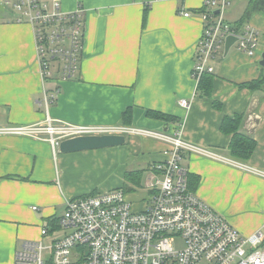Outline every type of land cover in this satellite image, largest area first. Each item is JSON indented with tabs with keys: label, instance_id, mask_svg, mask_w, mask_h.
Masks as SVG:
<instances>
[{
	"label": "crops",
	"instance_id": "obj_1",
	"mask_svg": "<svg viewBox=\"0 0 264 264\" xmlns=\"http://www.w3.org/2000/svg\"><path fill=\"white\" fill-rule=\"evenodd\" d=\"M60 2L65 12L85 10L80 69L67 81L60 80L57 69L51 80L42 79L32 25L11 6L0 5L6 9V13L0 10V128L43 125L50 117L75 125H125L171 134L181 130L186 142L236 160L230 155L233 134L223 125L240 118L238 132L251 137L255 148L247 161H236L261 174L187 152L182 164L195 194L240 234L250 236L263 228L264 82L254 89L246 85L264 81L259 65L264 15L244 19L250 0H230L225 19L240 34L247 27L255 28L260 44L254 56L237 51L235 42L227 55L224 47L200 90L193 68L204 27L200 18L204 0ZM45 92L50 99L55 96L48 106ZM181 100H187L190 108L180 106ZM126 140L114 148L123 162L120 179L114 186L100 188L96 176L106 163V153H62L60 148L54 153L47 141L0 135V264H13L25 241L41 239L42 227L62 236L58 222L67 200L145 188L152 168L166 159L170 146L140 135H128ZM127 154L145 164L140 167L149 173L145 182L140 175L139 186L130 184L126 189L124 176L142 172L127 169Z\"/></svg>",
	"mask_w": 264,
	"mask_h": 264
},
{
	"label": "built area",
	"instance_id": "obj_2",
	"mask_svg": "<svg viewBox=\"0 0 264 264\" xmlns=\"http://www.w3.org/2000/svg\"><path fill=\"white\" fill-rule=\"evenodd\" d=\"M0 5L11 6L32 25L44 81L52 79L55 69L62 81L77 76L84 49V8L65 12L60 0H0ZM230 6V0H204L200 15L204 27L193 68L197 84L212 70V62L229 36L236 38V50L243 54L254 56L258 50L255 28L247 27L240 34L225 19ZM46 93L48 106L55 96L50 99ZM180 106L190 108L187 100H181ZM0 135L47 141L54 153L63 140L88 135H140L170 146L166 159L152 168L150 181L141 189L146 197L130 202L123 189H116L67 200L58 222L64 234L53 235L49 227H42L41 239L25 241L14 264H264V227L243 236L201 200L190 188L183 153L261 173L186 142L181 130L171 134L121 125H75L48 117L43 125L0 128Z\"/></svg>",
	"mask_w": 264,
	"mask_h": 264
},
{
	"label": "trees",
	"instance_id": "obj_3",
	"mask_svg": "<svg viewBox=\"0 0 264 264\" xmlns=\"http://www.w3.org/2000/svg\"><path fill=\"white\" fill-rule=\"evenodd\" d=\"M257 13L264 15V0H250L248 7L245 11V14H244V19H247ZM205 77L207 76L204 75L199 82L198 88H200V90L204 88L203 82L205 80ZM262 82L264 81H257L255 83H251L246 86L250 89L259 88ZM127 115L130 116V110L125 112V115H124L125 119H127ZM149 115L155 116L163 120L171 119L170 116H167L161 113L150 112ZM239 122H240V118H235V120H226L223 125V130L227 133L233 134V139H232V143L230 146V155L233 156V158H235L236 160L239 159L242 161H247L254 151L255 142L251 137L242 136L241 133L238 132ZM140 175H141L140 171L130 172L126 175V178L128 179V181L131 182V184H133L136 187V186H139ZM189 185H190V181H189ZM190 188L193 189L191 186Z\"/></svg>",
	"mask_w": 264,
	"mask_h": 264
},
{
	"label": "rangeland",
	"instance_id": "obj_4",
	"mask_svg": "<svg viewBox=\"0 0 264 264\" xmlns=\"http://www.w3.org/2000/svg\"><path fill=\"white\" fill-rule=\"evenodd\" d=\"M0 10L3 12L6 11V9L1 8V7H0ZM50 147H52L51 144H50ZM119 147L120 146L96 150L98 152L106 153L105 154L106 155V157H105L106 163H105L104 167H100L99 171L97 172V176H96L97 180L99 181V184L101 185L100 188H104L105 186H114L117 184V181L120 179L121 170H122L121 165L123 162H122V157L116 151L118 149H114V148H119ZM58 150H59V148L57 149V151ZM93 151L94 150H91L90 152H93ZM140 165L145 166V164H143L141 161H136L135 157H131L130 154H127V157H126V167L128 166L127 169L128 170H131V169L142 170L141 181L145 182L147 180L149 171L144 166L140 167ZM122 181H123V186H125V188L129 187L131 184V182L128 181L126 176H124ZM131 185H133V184H131ZM141 189H143V188H141ZM141 189H136L132 192H129L127 194V199L130 202H135V203L137 201H140L142 199V197H145V195H146ZM8 259H9V255H7V261H8Z\"/></svg>",
	"mask_w": 264,
	"mask_h": 264
},
{
	"label": "water",
	"instance_id": "obj_5",
	"mask_svg": "<svg viewBox=\"0 0 264 264\" xmlns=\"http://www.w3.org/2000/svg\"><path fill=\"white\" fill-rule=\"evenodd\" d=\"M218 13V11H216ZM236 38L229 36L226 40L225 54L227 55ZM259 65L264 70V52L261 54ZM127 143L124 135H88L65 139L60 143V152L75 153L111 147L123 146Z\"/></svg>",
	"mask_w": 264,
	"mask_h": 264
}]
</instances>
